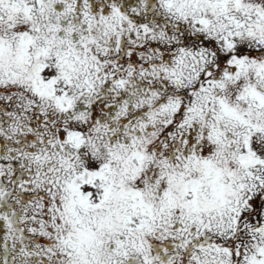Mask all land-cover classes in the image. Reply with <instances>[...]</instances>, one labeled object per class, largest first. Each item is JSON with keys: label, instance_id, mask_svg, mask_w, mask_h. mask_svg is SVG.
<instances>
[{"label": "snow or ice", "instance_id": "obj_1", "mask_svg": "<svg viewBox=\"0 0 264 264\" xmlns=\"http://www.w3.org/2000/svg\"><path fill=\"white\" fill-rule=\"evenodd\" d=\"M0 264H264V0H0Z\"/></svg>", "mask_w": 264, "mask_h": 264}]
</instances>
